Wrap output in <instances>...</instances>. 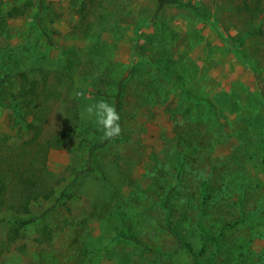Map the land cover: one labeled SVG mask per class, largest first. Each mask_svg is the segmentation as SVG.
<instances>
[{"label":"rangeland","instance_id":"obj_1","mask_svg":"<svg viewBox=\"0 0 264 264\" xmlns=\"http://www.w3.org/2000/svg\"><path fill=\"white\" fill-rule=\"evenodd\" d=\"M159 1L0 0V153L31 136L22 73L43 137L77 127L48 153L64 180L36 222L0 214V264H264V0ZM118 94L121 134L89 155L102 132L84 109Z\"/></svg>","mask_w":264,"mask_h":264},{"label":"trees","instance_id":"obj_2","mask_svg":"<svg viewBox=\"0 0 264 264\" xmlns=\"http://www.w3.org/2000/svg\"><path fill=\"white\" fill-rule=\"evenodd\" d=\"M180 3L175 0H160L158 7L165 3ZM188 9H190L196 16L203 20L208 18L207 13L200 6L191 4L189 2L183 3ZM26 11L20 10L17 7L11 8L8 12V16L16 17L23 15ZM4 20L0 16V28L3 26ZM41 34H45L40 30ZM237 43L231 42L229 48L236 54L238 53ZM252 71H255L253 67H250ZM24 85H28L27 88L21 89V92L17 95L20 98L17 106H20L23 111H17L20 121L24 124L25 131H30L31 136L25 139L18 150L2 152L0 153V214L3 211H12L19 215H23L25 218L20 222H17V227L21 228L28 224L35 223L38 217L31 214V206L38 202L50 201L56 191V188L63 182L64 177L61 174L51 172L47 166V156L49 151L53 149H68L70 142L76 135V125L70 123L65 129L49 136L43 137V125L47 121V111L44 99L41 98L42 90L35 81L27 79L25 73L21 74ZM259 91L258 94L261 97V101L264 104V80L259 76ZM119 94L116 96L115 108L119 113ZM16 110V109H15ZM18 110V109H17ZM16 113V112H15ZM30 117L31 121L27 120ZM27 132V133H30ZM105 140L102 137L99 140L88 143V153L92 155L97 150L106 147L109 143L116 140ZM174 189H172L173 191ZM201 198L202 203L206 201L207 184H201ZM64 191L61 192L63 197ZM59 201V197L56 202ZM169 203V197L167 196L163 200V205L166 211ZM1 222V219H0ZM12 233L9 236L11 241H14L18 232ZM43 232L48 234L46 227H43ZM178 245L181 248H185L189 251L187 245L182 243L180 238L176 237ZM156 261L162 263L164 260L163 254L155 252Z\"/></svg>","mask_w":264,"mask_h":264},{"label":"clouds","instance_id":"obj_3","mask_svg":"<svg viewBox=\"0 0 264 264\" xmlns=\"http://www.w3.org/2000/svg\"><path fill=\"white\" fill-rule=\"evenodd\" d=\"M84 112L89 118H95L103 139H114L121 134L120 115L113 104L100 99L94 104L87 105Z\"/></svg>","mask_w":264,"mask_h":264}]
</instances>
